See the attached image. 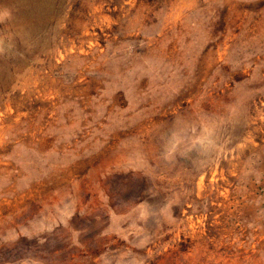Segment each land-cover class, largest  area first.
<instances>
[{
  "label": "rangeland",
  "instance_id": "374dc122",
  "mask_svg": "<svg viewBox=\"0 0 264 264\" xmlns=\"http://www.w3.org/2000/svg\"><path fill=\"white\" fill-rule=\"evenodd\" d=\"M0 264H264V0H0Z\"/></svg>",
  "mask_w": 264,
  "mask_h": 264
},
{
  "label": "bare ground",
  "instance_id": "6f19581e",
  "mask_svg": "<svg viewBox=\"0 0 264 264\" xmlns=\"http://www.w3.org/2000/svg\"><path fill=\"white\" fill-rule=\"evenodd\" d=\"M31 1V0H30Z\"/></svg>",
  "mask_w": 264,
  "mask_h": 264
}]
</instances>
